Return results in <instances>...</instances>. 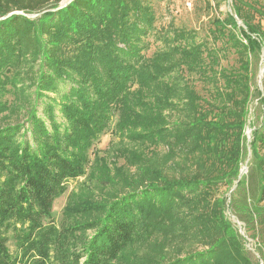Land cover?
<instances>
[{"label":"trees","instance_id":"trees-1","mask_svg":"<svg viewBox=\"0 0 264 264\" xmlns=\"http://www.w3.org/2000/svg\"><path fill=\"white\" fill-rule=\"evenodd\" d=\"M62 1L0 0V264H264V0L210 42L152 0Z\"/></svg>","mask_w":264,"mask_h":264},{"label":"rangeland","instance_id":"rangeland-1","mask_svg":"<svg viewBox=\"0 0 264 264\" xmlns=\"http://www.w3.org/2000/svg\"><path fill=\"white\" fill-rule=\"evenodd\" d=\"M68 0H65L67 2ZM155 12V26L157 31L164 32L170 29L176 28H186L188 30L195 31L202 41H211L210 29H214L213 22L216 18L224 19L227 13H232V3L231 0H225L222 2L220 7L216 5L215 0H152ZM242 25L241 21H239ZM152 51L158 44H152ZM219 45V44H218ZM227 58L222 62L223 65H228L236 60V56L231 50L226 55ZM264 78V53L262 60L259 64L257 70L256 83L259 87L263 88L262 80ZM260 112L258 110V100L254 98L251 107L250 114L248 116V124L246 127L247 132L252 136V131L254 130V125L259 123ZM252 140V137L250 141ZM118 142V139L111 132L104 134L101 139L96 143L94 151L100 153V155H106V151ZM251 159V152L248 155L247 162L245 166L249 163ZM121 164L123 161L120 162ZM248 170V168H247ZM75 184H70V190L74 188ZM68 198V193L61 196L54 205V216L57 221H60L62 216V211L66 205ZM233 221V218H231ZM238 228V227H237ZM239 229V228H238ZM240 233L245 236V231L239 229ZM247 247L252 255L259 258L258 252L256 251L254 242L252 239H247Z\"/></svg>","mask_w":264,"mask_h":264},{"label":"water","instance_id":"water-1","mask_svg":"<svg viewBox=\"0 0 264 264\" xmlns=\"http://www.w3.org/2000/svg\"><path fill=\"white\" fill-rule=\"evenodd\" d=\"M71 1H73V0H68L67 2H65V0H63L62 1V3H61V7H59V8H62V7H64V6H66L67 4H69ZM251 135L248 133V140L250 141V139H251ZM247 166H244L243 167V169H242V171H241V174H240V177H242L245 173H247Z\"/></svg>","mask_w":264,"mask_h":264},{"label":"built area","instance_id":"built-area-1","mask_svg":"<svg viewBox=\"0 0 264 264\" xmlns=\"http://www.w3.org/2000/svg\"><path fill=\"white\" fill-rule=\"evenodd\" d=\"M248 135V132H247ZM233 218V222L237 225V227L242 231L243 233V225L241 222H239V220L236 217H232ZM261 263L263 264V262L261 261Z\"/></svg>","mask_w":264,"mask_h":264}]
</instances>
